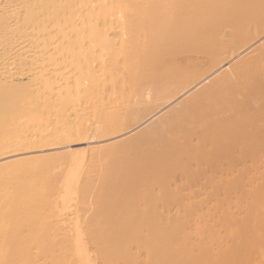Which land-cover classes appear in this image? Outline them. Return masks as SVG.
<instances>
[{"label": "bare ground", "instance_id": "6f19581e", "mask_svg": "<svg viewBox=\"0 0 264 264\" xmlns=\"http://www.w3.org/2000/svg\"><path fill=\"white\" fill-rule=\"evenodd\" d=\"M0 264H264V0H0Z\"/></svg>", "mask_w": 264, "mask_h": 264}]
</instances>
